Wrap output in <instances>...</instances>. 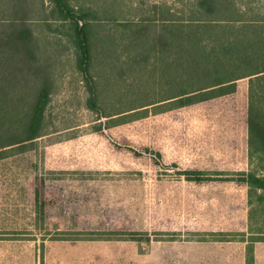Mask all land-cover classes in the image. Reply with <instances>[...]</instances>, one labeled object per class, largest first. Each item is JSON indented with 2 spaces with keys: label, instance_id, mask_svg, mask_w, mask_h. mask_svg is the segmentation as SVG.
Listing matches in <instances>:
<instances>
[{
  "label": "rangeland",
  "instance_id": "obj_1",
  "mask_svg": "<svg viewBox=\"0 0 264 264\" xmlns=\"http://www.w3.org/2000/svg\"><path fill=\"white\" fill-rule=\"evenodd\" d=\"M67 1L105 18L92 73L106 111L137 103L130 87L143 102L163 93L159 54L129 65L131 32L145 26L152 36L164 18H196L198 0ZM234 3L262 36L264 0ZM21 19L50 66L51 100L44 134L0 155V264H246L249 232L263 226L264 213L251 221L248 186L224 178L264 175V159L248 144V78L233 93L161 112L149 106L141 118L108 126L89 108L73 30L56 3L0 0L1 38ZM189 169L210 179L188 180ZM254 257L264 264V241L254 243Z\"/></svg>",
  "mask_w": 264,
  "mask_h": 264
},
{
  "label": "trees",
  "instance_id": "obj_2",
  "mask_svg": "<svg viewBox=\"0 0 264 264\" xmlns=\"http://www.w3.org/2000/svg\"><path fill=\"white\" fill-rule=\"evenodd\" d=\"M53 1L60 17L69 21L73 30L70 35L77 47V65L90 92L89 108L100 118L106 117L108 126L141 118L150 111L149 106L154 112H161L233 93L237 81L248 78V144L252 155L264 159V31L261 30L262 36L257 35L258 25L242 18L234 0H198L196 18H164L163 25L152 36L147 35L145 26L132 30L128 46L135 55L127 58L128 63L146 64L152 53L159 54L163 93L143 102L145 94L130 87L128 97L137 103L116 112L106 111L99 103V89L92 73L97 58V34L105 18L91 9L76 10L67 0ZM12 23L15 26L12 32L4 39L0 37L1 156L15 149L25 151L29 143L44 134L51 100V69L37 56V41L27 20ZM125 34L123 30L120 35ZM100 42L104 46L105 41ZM149 151L145 148L146 153L152 154ZM183 173L191 181L210 179L201 170L189 169ZM224 179L248 186L251 221L257 217L256 213H264V175L243 171ZM259 190L262 192L257 194ZM35 200L38 207L45 208L43 184L39 179ZM261 222L263 226L259 230L249 232L246 264L254 263V243L264 241V216Z\"/></svg>",
  "mask_w": 264,
  "mask_h": 264
}]
</instances>
